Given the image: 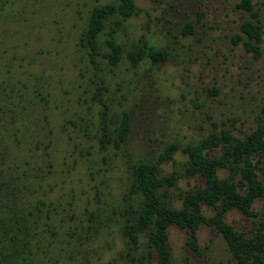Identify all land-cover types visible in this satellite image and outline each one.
<instances>
[{
	"label": "rangeland",
	"instance_id": "1",
	"mask_svg": "<svg viewBox=\"0 0 264 264\" xmlns=\"http://www.w3.org/2000/svg\"><path fill=\"white\" fill-rule=\"evenodd\" d=\"M118 2L0 0V250L12 255L0 264H134L119 214L130 165L176 145L157 174L178 178L158 194L181 207L182 192L205 184L180 175L181 149L213 129L243 137L264 119V40L254 59L238 38L246 21L264 24V0H134L136 13L105 20L91 55L80 44L90 12ZM111 36L121 49L113 66L104 57ZM144 45L165 59L133 62L128 54ZM122 112L130 129L116 149L101 142L102 129ZM263 207L262 197L251 203ZM224 220L247 232L254 218L232 208ZM167 234L171 264H237L213 227L199 228V255L185 228Z\"/></svg>",
	"mask_w": 264,
	"mask_h": 264
},
{
	"label": "trees",
	"instance_id": "2",
	"mask_svg": "<svg viewBox=\"0 0 264 264\" xmlns=\"http://www.w3.org/2000/svg\"><path fill=\"white\" fill-rule=\"evenodd\" d=\"M247 3V1H245ZM250 11L249 5H246ZM134 0H119L117 5L105 4L94 8L84 31L83 46L97 54V37L103 31L105 20L114 14L127 17L136 13ZM244 37L243 46L252 53L254 59L263 55L261 43L264 40V24L257 20L246 21L241 26ZM112 31H110L111 33ZM112 35V34H111ZM239 40V41H240ZM110 52L104 55L110 65H116L120 58V46L113 40L107 41ZM163 50H155L144 45L128 54L133 62L149 60L157 63L166 57ZM264 115V104L261 106ZM130 124L126 112L118 124L110 130L102 129L101 142L112 143L120 148L129 133ZM221 149L219 154L212 152ZM176 145H168L157 161L140 160L130 165L131 182L123 196L124 207L121 211L120 232L126 239L131 260L134 264H151V251L157 254L155 264H171V252L167 245V230L170 225L185 228L188 234V247L195 254H200L197 232L201 225L215 228L225 239L231 258L237 264H264V207L254 211L251 203L255 198H264V119L259 118L256 127L243 137L234 136L229 129L211 130L194 144H188L181 151L187 156L183 163L184 178L201 175L205 184L188 189L180 194L181 207L164 203L158 194L164 185H175L178 175L157 174L158 164L171 159ZM226 169L228 175L220 177L218 171ZM258 171L262 172V177ZM203 204L213 210L212 215H205ZM232 208H238L246 216L254 218L252 228L247 232L234 229L224 220L225 214ZM141 236L144 237L148 251L140 248ZM145 251V252H144ZM1 259L12 257L0 250Z\"/></svg>",
	"mask_w": 264,
	"mask_h": 264
}]
</instances>
